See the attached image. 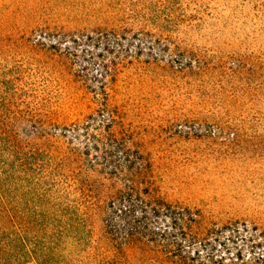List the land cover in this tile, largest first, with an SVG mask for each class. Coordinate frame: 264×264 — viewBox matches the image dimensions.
Listing matches in <instances>:
<instances>
[{"label":"rangeland","instance_id":"obj_1","mask_svg":"<svg viewBox=\"0 0 264 264\" xmlns=\"http://www.w3.org/2000/svg\"><path fill=\"white\" fill-rule=\"evenodd\" d=\"M107 31L126 39L60 38ZM105 96L159 195L229 229L120 253ZM1 249L0 264H264V0H0Z\"/></svg>","mask_w":264,"mask_h":264},{"label":"trees","instance_id":"obj_2","mask_svg":"<svg viewBox=\"0 0 264 264\" xmlns=\"http://www.w3.org/2000/svg\"><path fill=\"white\" fill-rule=\"evenodd\" d=\"M60 38L72 45H122L126 39L123 33L116 31L66 33ZM107 102L108 97H102L98 111H106L110 119L105 126L104 138L95 140V143L105 147V162L115 159L113 163L118 176L122 175L125 180L111 197L106 218V232L115 242V247L120 246V253L124 249L144 254L160 253L162 248L200 243L218 234L221 229H229L230 226L206 223L199 210L173 205L159 195L150 175L149 163L142 155L130 156L126 144L114 135L115 117ZM118 238L120 244L117 243ZM0 253L5 254V250L1 249Z\"/></svg>","mask_w":264,"mask_h":264}]
</instances>
